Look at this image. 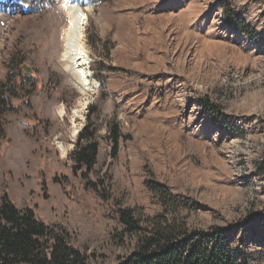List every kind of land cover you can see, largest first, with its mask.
I'll list each match as a JSON object with an SVG mask.
<instances>
[{
	"label": "rangeland",
	"instance_id": "obj_1",
	"mask_svg": "<svg viewBox=\"0 0 264 264\" xmlns=\"http://www.w3.org/2000/svg\"><path fill=\"white\" fill-rule=\"evenodd\" d=\"M79 2L98 86L85 96L59 66L69 20L61 1L0 0V198L63 224L91 264H117L131 248L113 237L122 230L114 204L142 222L165 214L146 186L162 183L178 201L168 218L198 231L241 223L234 248L264 264V0ZM92 107L99 156L90 180H112L109 203L70 160ZM114 121L129 137L115 160Z\"/></svg>",
	"mask_w": 264,
	"mask_h": 264
},
{
	"label": "trees",
	"instance_id": "obj_2",
	"mask_svg": "<svg viewBox=\"0 0 264 264\" xmlns=\"http://www.w3.org/2000/svg\"><path fill=\"white\" fill-rule=\"evenodd\" d=\"M227 21L234 29H245V23L235 15L227 13ZM113 71V69L109 70ZM115 71V70H114ZM100 82H103L102 75ZM21 84H14L10 101L19 97L17 89ZM212 112H219V107L206 105ZM92 107L87 124L77 136L70 155L73 172L85 180L87 191L93 192L101 201L109 203L112 180H90L96 169L99 156V143L96 127L91 118L97 114ZM0 112V116H1ZM215 122H220L214 119ZM108 139L112 145V159L119 154L120 142L128 140L121 134L117 122L108 128ZM148 189L156 194L166 208V213L142 222L133 209L122 208L114 204L115 221L122 227L114 235L117 245L130 246L131 253L119 259L117 264H252L246 254L234 248L232 234L241 226L216 227L198 231L191 229L184 221L173 214L168 218L170 209L178 207V201L168 187L162 183L148 181ZM175 213V212H173ZM250 217L247 222L253 219ZM0 264H91L88 256L74 247V239L63 224L44 223L39 220L33 209L19 208L14 202L2 195L0 198Z\"/></svg>",
	"mask_w": 264,
	"mask_h": 264
},
{
	"label": "bare ground",
	"instance_id": "obj_3",
	"mask_svg": "<svg viewBox=\"0 0 264 264\" xmlns=\"http://www.w3.org/2000/svg\"><path fill=\"white\" fill-rule=\"evenodd\" d=\"M60 1L63 11L61 13L66 14L69 20L68 26L62 34V55L59 60V66L70 77L78 91L85 96L90 92H95L98 87L92 79L89 51L85 43L84 33L87 18L79 6L78 0ZM64 114V109L60 108V115L63 116ZM79 114L80 111L75 112V115Z\"/></svg>",
	"mask_w": 264,
	"mask_h": 264
},
{
	"label": "water",
	"instance_id": "obj_4",
	"mask_svg": "<svg viewBox=\"0 0 264 264\" xmlns=\"http://www.w3.org/2000/svg\"><path fill=\"white\" fill-rule=\"evenodd\" d=\"M26 69H27L28 71H30V69H29V68L25 67V70H26Z\"/></svg>",
	"mask_w": 264,
	"mask_h": 264
}]
</instances>
